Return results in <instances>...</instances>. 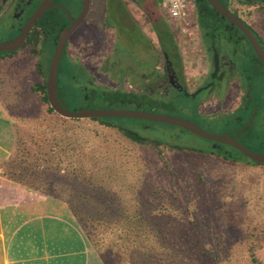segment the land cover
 <instances>
[{
    "label": "rangeland",
    "instance_id": "1",
    "mask_svg": "<svg viewBox=\"0 0 264 264\" xmlns=\"http://www.w3.org/2000/svg\"><path fill=\"white\" fill-rule=\"evenodd\" d=\"M57 2L68 6L70 0H57ZM261 4L263 3L256 4L250 1L248 4L243 5L240 3L238 6L235 5V7L241 8L239 11L245 13L241 18L264 41V5ZM103 7L105 6L103 5ZM121 11L123 9L116 10L110 4L105 11L103 10V19L105 25L110 27L109 30L113 31V36L115 37L113 44L123 58L130 61L132 58L136 60L142 53L156 54L163 48L162 43L153 38V36H157V33L152 34L145 22L139 21L140 15L138 13L133 15L135 20H138L134 21L133 19L130 20V17L125 15V13H121ZM154 13L157 14L155 9ZM8 19L11 25H14L15 31H17L19 26L15 24L14 20H11V17ZM4 21L6 23L0 20V43L9 41L15 32L11 33V25L9 28L6 19ZM159 26L155 29L162 28L161 26L163 25ZM81 29L78 31H81ZM78 34L79 32H76L75 36ZM164 41H166L165 38ZM99 46H101V43ZM228 46L223 47L222 45V48L216 49L220 52H225L224 55L228 57L227 62L230 65L232 64L234 70L241 76L243 84L240 96L236 90L238 83L236 76L230 79L229 84L232 87H229L230 91L225 92V94H229L227 96L223 93L221 94L226 103L218 106L215 104L216 99H213L215 98L214 94L217 93L216 91L209 97L210 101L206 102V100L204 105L202 103L206 98L205 95H202L204 92L195 99H191L173 90L169 95L162 89L156 88L153 91L155 95L151 94L152 97H165L169 103L176 105L173 106L174 108L166 110V112L162 111L163 114L193 121L202 130L212 134L223 135L232 133L233 129L239 125L236 120L240 118L241 95L246 91L248 79L252 77L253 65L250 64L252 63L253 54L247 46L242 49ZM243 47L245 46L243 45ZM70 49H66L65 55L71 62L75 61V64L70 63L66 56L63 55L58 74L60 96L65 101V106L68 110L76 111L84 107L83 91L96 92L93 90L96 88L104 90L122 88L127 91H135L137 89V81L126 78L121 79L119 72L114 69V60L108 57L109 53L113 51V47L99 50L98 55L100 57L97 58L96 63L93 59L96 69L90 72L88 71V66L83 62V54L74 56ZM51 51L52 48L49 49L48 45L47 48L43 49L41 59H38V61H41V68L45 72L48 70L53 54ZM239 52L243 53V58H241ZM4 54L0 53V57L4 56ZM38 61L37 57L30 53V47H24L10 59L9 63L4 64V71H6L7 77L4 80V95H2V98L5 99L6 102L4 101V103H7L6 106L8 105L10 108L13 123H24L23 125L18 124V137L20 143H23L25 151H37L43 159L42 166H44L47 164L44 158L49 156L50 148L55 150V147H59L55 142L56 140L53 141L51 138L56 134L59 137L64 135L63 139L65 138L67 142L70 141V136L72 135H80L82 140L84 136L96 134L95 137L103 142L102 145L105 148L122 140L120 137V139L117 138L118 136L113 131L102 130L101 126L96 124L97 122L66 120L53 112L47 113L46 109L50 108L49 105L43 104L39 93L31 90L34 85L42 82L37 73L36 65ZM107 61H110V63L106 64ZM171 62H173L172 59L169 63ZM84 69H87V75L91 82H86L87 75L82 73ZM76 72L81 73V75H77ZM72 76H75L73 80ZM262 77L264 79V76ZM249 85H251L250 97L260 103V110L263 109L264 83L263 85H257L253 81ZM80 87H82L81 90ZM212 100H214V106L211 108L207 107V104ZM33 123L50 124H44V141H39L35 133L37 130H32ZM119 123L130 122L127 119H121ZM154 125H156V128L160 127L168 132L180 134L181 143L190 147L200 150H207L213 147L211 142L202 140L175 126L158 123H154ZM255 128L254 136L261 143L258 150L261 154H264V127L255 123ZM48 131H50V134L53 133L47 140ZM109 140L113 142H109ZM66 151H68L66 153L72 159L76 158L74 155L80 153V151H71L69 149ZM129 151L138 154L140 158L149 156L151 175H153L152 181L154 183L147 187V193L154 194V197L151 198V203L147 205L151 206L155 212L144 218H150L152 225L159 221L162 226L161 234L170 233L174 237L177 236L182 242L188 244L187 249L190 247L191 252L193 253L194 251L193 254H201V250L208 249L207 247L199 246L202 242L200 241L201 238L204 240L206 237L210 246L219 242L220 248L214 246V249L223 258L225 257L223 260L226 264H234V260L232 262L231 260L229 261L224 255L225 253L234 256L236 259L235 264H249L247 256L250 253H253L257 260L264 264V165L227 162L214 156L165 150L164 159L166 165H168L167 167L161 162L157 163L156 153L150 149L132 147ZM80 154L82 155V165L78 163L76 165L83 168L85 166L83 163L88 164L89 162L87 157L82 153ZM63 167V170H75L74 165ZM83 174L84 169L79 174L81 180L74 177L68 183H65L66 179L55 183L59 189H63L60 194L70 200L71 207L75 204L79 213L84 214L86 212L85 220H88V222H85L84 226H82V222L78 223L77 218L74 216L75 221L88 237L92 247L97 252L102 250L109 259L115 261V264H126L127 255H133V261L138 259V256H141L143 252L136 251L134 246L133 248L129 246L130 249L124 246L120 251L116 250L115 252L108 250L109 243L112 242V240L110 241L107 238L108 234L111 237L114 236V238L118 234L122 235L121 239L125 240L130 236L127 232L114 231L113 227L106 229V224H109L110 221L117 223L124 230L127 228L124 227L127 222L126 216L115 209V205L123 202L120 199H112L113 192L107 186L96 188L89 185L88 181H84ZM47 175L51 176L50 174ZM171 176L173 177L172 180L170 179ZM169 181L171 182L170 185L167 184ZM144 183L148 184L146 181ZM83 185L84 187H81ZM101 224H104L103 229L100 228ZM156 229L158 228L153 231L156 232ZM131 232L133 233V230ZM123 252L125 253L122 254ZM204 264L207 263L204 262Z\"/></svg>",
    "mask_w": 264,
    "mask_h": 264
},
{
    "label": "crops",
    "instance_id": "2",
    "mask_svg": "<svg viewBox=\"0 0 264 264\" xmlns=\"http://www.w3.org/2000/svg\"><path fill=\"white\" fill-rule=\"evenodd\" d=\"M73 2L70 7L78 16L82 0ZM110 4L116 10L123 9L121 13L128 15L130 20L138 21L133 16L138 13L139 21L145 22L152 34L157 33L153 38L160 41L163 48L156 54L142 53L136 60L123 58L113 44V31L103 19V10ZM242 4L245 5L244 2ZM58 5L63 6L61 2ZM193 16L191 2L185 19L173 21L167 15L164 0H90L86 18L69 37L66 49L71 48L74 56L82 53L83 62L90 72L96 69L94 64L100 57L99 50L113 47V53L110 52L108 57L113 58L114 69L121 79L137 81V89L131 92L148 96L154 91L149 87V81L162 73L166 61L172 59L178 63L174 56L178 52L191 91L202 84L212 69V62L203 55L204 48L198 46ZM159 25H163L162 28L155 29ZM76 32L79 34L75 36ZM13 56L0 57V264H105L75 221L70 200L64 198L60 194L63 189L55 185L58 181L53 175H47L51 172L42 166L40 154L25 151L19 141V126L13 123L10 108L2 98L7 77L4 64L9 63ZM66 59L69 60L67 56ZM70 63L75 64V61ZM109 63L107 61L106 64ZM82 73L87 75V69ZM88 81L91 82L87 75ZM216 94L214 96L219 99L213 98L216 106L225 104L224 97ZM213 101L207 107L214 106Z\"/></svg>",
    "mask_w": 264,
    "mask_h": 264
},
{
    "label": "trees",
    "instance_id": "3",
    "mask_svg": "<svg viewBox=\"0 0 264 264\" xmlns=\"http://www.w3.org/2000/svg\"><path fill=\"white\" fill-rule=\"evenodd\" d=\"M39 2L40 0L33 6H31L27 19L35 11L37 6L39 5ZM261 5H264V3ZM54 12L61 15L63 14L61 10H55ZM52 14H54L52 11L45 12L42 19H40L31 29L26 43L22 47H30V53L37 57V61L38 59H41L43 55V49L47 48L48 45L49 49L52 48L51 52L53 53L57 42V35L62 30L61 26L54 23L57 21H55V18ZM20 31L21 28H19L17 32L13 34L10 40L19 35ZM66 48L63 52L64 56H66ZM17 52L18 51L12 53L7 52L4 55L12 56ZM251 62L252 63L250 65H253V72L252 77L248 79L247 85H249L253 81H255L257 85H263L264 79L262 77V73H260L257 68V66L260 64L259 62H257L254 55L252 56ZM36 67L37 73L39 74L42 82L34 85L31 90L37 91L39 93L40 100L43 104H48L45 87L47 71L45 72L42 70L41 61H38ZM76 74L81 75V73L77 72ZM73 78H75V76H72V80ZM93 90H95L96 92H81L82 96L84 97V107L76 111L82 109H117L166 115L163 114L162 111L166 112V110L172 109L174 108L173 106H176L169 103L168 99L157 97L152 98L151 96H148L146 94H136L131 91H125L122 88L112 90L96 88ZM58 96L60 100L64 101L60 96L59 88ZM46 112L52 113V110L50 108H47ZM259 114L262 117L264 116V108L260 110ZM121 119L123 118H100L90 120L93 122H97L96 124L101 126L102 130H111L116 136H118L117 138L120 137L122 139L118 143L108 145L106 148L102 145L103 142L95 137L96 134L84 136L82 140V137L80 135H72L70 136V141L68 142L65 138L63 139L64 135H61L59 137V135L56 134L55 136L51 137L53 141L56 140L55 142L59 147H55V150L54 148H50V152H48L49 156L44 158L45 162L47 163L46 165H44V169L51 172L50 175H53L55 180H57L58 182H60V180L62 181L66 179L67 181H65V183H68V181L74 177L75 179L81 180L79 174H81V170L84 169V181H88L89 185H92V187L96 188L107 186L108 189L113 192L111 198L114 200L120 199V201L123 202L115 205V209L117 211H121L122 214L126 216L127 222L124 224V227L127 228L124 230V228L118 226L117 223L110 221L109 224H106V229L108 227H113L114 231L116 232L117 230H119L121 232H127L130 235L127 240H125L121 239L122 235L118 234L119 237L117 236L116 238H114V236L111 237L110 234H108L107 238L110 239V241L112 240V242L109 243V251H120V249L124 246L130 249L129 246H131L132 248L134 246L136 248V251L143 252L141 256H138V259L134 261L133 255H127L128 259L126 264H204V262L207 264H226L223 260L225 257L223 258V256L217 253L214 249V246L220 248L221 245L219 244V242L216 245L210 246L207 242L208 239L206 240V237L204 238V240L203 238H201L200 241L202 242L199 246L203 248L207 247L208 249L201 250V254H193L194 251L192 250V253L190 247L189 249H187L188 244L182 242V240L177 236L174 237L170 233L161 234L162 226L160 225L159 221L155 222L152 225L151 221L149 220L150 218H144L152 215L155 212L154 210H152L151 206L147 205L151 203V198L154 197V194L147 193V187L151 186V184L154 183L152 181V171L150 170V159L149 156H142V158H140L138 154L129 150L132 147L150 149L151 151L156 153L157 163L161 162L164 166L167 167L168 165H166L164 159L165 150L177 152L185 151L187 153L192 152L196 154L214 156L227 162L246 163L251 165L258 164L250 161L237 150L224 145H219L211 142L213 144V147H210L207 150L196 149L188 146L187 144L181 143L182 139L180 137V134L168 132L164 128H156V125H154V123L135 119H127L130 123H119ZM16 124L23 125L24 123ZM44 124L50 125L48 123H33L32 126L33 131L37 130V132L35 133L39 138V141H44ZM247 129L250 130L249 128ZM254 130H251V134L247 133V135L241 138L237 137V134H239V132L230 136L234 138L236 137L235 139H237V141L241 145L248 148L249 150L256 153H261L258 150L261 143L254 136ZM51 134L50 131H48L46 135L47 140ZM58 137L59 141L57 142ZM109 142L113 141L109 140ZM67 149L71 151H80V153L87 157L89 163H83V165L85 166L83 168H80V166L76 164L78 163L82 165V155L78 153L77 155H74L76 158L72 159V157L68 155V153H66L68 152L66 151ZM66 165L69 167L71 165H74L75 170H63V166ZM172 178L173 177L171 176L170 179L172 180ZM145 181L148 184H145ZM170 183L171 182L169 181V183L167 184L170 185ZM81 187H84V185ZM70 210L77 218L78 223L82 222V226L85 225V222H88V220H85L86 212H84V214L79 213L76 209L75 204L72 205ZM103 226L104 224H101L100 228L103 229ZM155 228H158L156 229V232L153 231ZM132 230L133 233L131 232ZM86 232L88 233V231ZM130 233L132 234V236ZM131 251L133 252V250ZM203 251L204 253H202ZM98 253L105 264H115V261L109 259L102 250H99ZM124 253L125 252H123L122 254ZM224 255L229 259V261L231 260L232 262L234 260L233 262L235 264L236 259L233 255L227 253H225ZM247 259L249 264H261L253 253L248 254Z\"/></svg>",
    "mask_w": 264,
    "mask_h": 264
},
{
    "label": "flooded vegetation",
    "instance_id": "4",
    "mask_svg": "<svg viewBox=\"0 0 264 264\" xmlns=\"http://www.w3.org/2000/svg\"><path fill=\"white\" fill-rule=\"evenodd\" d=\"M38 1L39 0H0V20L6 23L4 21V19H6L7 24L9 25L10 28L11 23L8 18L11 17V20H14L15 24H17L19 28L22 29L26 21L29 19V18L27 19V16L29 14L31 6H33ZM42 1L43 0H40L39 4ZM216 1L247 27V29L252 33V35L255 37V39L261 46L262 50L264 51L263 39L244 19L241 18V16L245 14L242 10L241 11L243 13L239 11L241 8L233 7L231 4L229 5L226 0H216ZM250 1L256 4L264 3V0H229L230 3L235 4L236 6H238V4L243 2L245 4H248ZM189 2H191V4L194 6L193 19H194V23L196 24L194 28L195 29L194 34L197 36L198 46L201 47L202 49L204 48L203 52H205V54L203 53V55L205 56V58H207V60L212 62L211 72L207 74V76H205L206 79L202 82V84L198 85L195 89L190 91L189 85L184 75L183 66L181 65L180 62V55L177 52L174 56L176 57L175 59L176 61H178V63H174V62L169 63L170 61L169 62L166 61L164 68L161 69L162 73L159 75H155V77L151 79V81H149V87H151L152 90L156 88H158L159 90L162 89L165 93H168L169 95L171 94L170 92L173 90L178 94L185 95L189 98H191L193 94L201 90V92H199L198 95L204 92L202 94L206 96L205 100L202 102L204 103L206 100H207L206 102L210 101L209 97L212 95L214 91H216L217 92L216 95H219L220 97H222L221 96L222 93L225 95L227 88L228 90H230V88L232 87L229 84L230 79L236 76V81H238L236 90L237 92H239L238 94L240 96L241 86L243 84L241 80V76L239 75L238 72L234 70V66L232 64L230 65L227 62L228 57L224 55L225 52L224 51L220 52L216 48H222V45L223 47L229 45L233 47L235 46L237 49H242V48H246L247 46L252 51L248 40L236 26H232L227 20L222 19L221 15L218 14V11L212 6L209 0H190ZM70 3H74L73 0H71ZM70 3L68 6L67 5L65 6L63 5V6L69 11L71 18L75 19L77 16L73 12V9L70 7ZM56 6H58L57 0H52L51 8L47 11H52L54 13L52 15L54 16L55 21H57L54 23L61 26V29L68 27L69 20L67 15L62 11H61L63 13L62 15L54 12L55 10H59L58 8H56ZM10 31L11 33L15 31L14 25H11ZM15 32L13 34H15ZM243 45L245 47H243ZM214 52L218 54V59H219V65H218L219 68L215 74H214V66H213ZM240 54H241V58H243V53ZM253 55L255 56L254 53ZM257 68L258 71L262 73V76H264L263 73L264 69L260 67V65H258ZM246 94H247V85H246V91L241 95L240 102L242 103L239 107L240 118L239 120H236V122L239 123V125L235 127L232 133H229L228 135H234L235 133L239 132V134H237V137L241 138L247 135V133L251 134V130L253 131L254 129H256L255 123H258L261 125V127H264V116L262 117L259 114L260 103H257L254 99L252 100L251 97L250 100L247 99ZM198 95H196L194 98L191 99H195ZM215 98L217 97L215 96ZM262 102L264 103V98L262 99ZM253 114H254V119L252 121L253 125L250 126L249 123L251 120V116ZM247 128H249L250 130H248Z\"/></svg>",
    "mask_w": 264,
    "mask_h": 264
},
{
    "label": "water",
    "instance_id": "5",
    "mask_svg": "<svg viewBox=\"0 0 264 264\" xmlns=\"http://www.w3.org/2000/svg\"><path fill=\"white\" fill-rule=\"evenodd\" d=\"M212 6L218 11L222 19L227 20L232 26H236L248 40L253 53L255 54L260 67L264 69V51L261 46L252 35V33L247 29V27L236 17L230 14L221 4L216 0H209ZM52 0H43L26 21L21 29L19 35L10 41L0 43V53H12L21 49L28 38L30 29L36 24V22L41 19L45 11L51 8ZM90 6V0H82L80 14L72 19L69 11L63 6H56L59 10L64 12L69 20V26L63 28L57 35V42L49 62L47 74H46V97L47 102L54 114L60 118L66 120H91V119H112V118H123V119H135L148 122H154L158 124H164L168 126H175L180 128L202 140L213 142L215 144L224 145L231 147L241 153L244 157L249 159L258 165H264V154L256 153L248 148L241 145L234 137L228 134L217 135L206 132L202 130L196 123L192 121H187L181 118L172 117L168 115L153 114L142 111H132V110H117V109H82L79 111H70L66 108L64 101L59 99L58 96V68L60 66L61 58L63 52L66 48L67 41L69 37L78 29L81 23L86 18L88 9ZM218 54L214 52L213 66L214 74L219 68ZM213 74V75H214ZM200 91L193 94L191 98H194L199 94ZM251 85L247 86V99L250 100ZM254 119V114L251 116L249 125L252 126Z\"/></svg>",
    "mask_w": 264,
    "mask_h": 264
},
{
    "label": "built area",
    "instance_id": "6",
    "mask_svg": "<svg viewBox=\"0 0 264 264\" xmlns=\"http://www.w3.org/2000/svg\"><path fill=\"white\" fill-rule=\"evenodd\" d=\"M169 19L182 21L186 17L189 0H164Z\"/></svg>",
    "mask_w": 264,
    "mask_h": 264
}]
</instances>
